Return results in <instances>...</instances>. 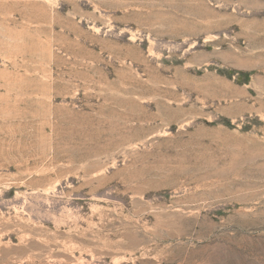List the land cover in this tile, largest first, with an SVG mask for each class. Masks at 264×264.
<instances>
[{"label":"rangeland","instance_id":"374dc122","mask_svg":"<svg viewBox=\"0 0 264 264\" xmlns=\"http://www.w3.org/2000/svg\"><path fill=\"white\" fill-rule=\"evenodd\" d=\"M0 264H264V0H0Z\"/></svg>","mask_w":264,"mask_h":264}]
</instances>
